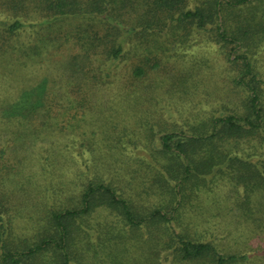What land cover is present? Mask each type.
Returning a JSON list of instances; mask_svg holds the SVG:
<instances>
[{
	"label": "trees",
	"instance_id": "obj_1",
	"mask_svg": "<svg viewBox=\"0 0 264 264\" xmlns=\"http://www.w3.org/2000/svg\"><path fill=\"white\" fill-rule=\"evenodd\" d=\"M124 8L140 12L136 15L138 24L157 33L170 28L178 35L192 27L193 31H208L212 41L228 49L231 68L237 72L233 81L245 92L243 108L212 116L193 126V134L188 135L148 127V116L137 103L131 109L121 102L102 103L99 85L107 83L114 66L125 57L117 38L123 27L115 21ZM0 11H9L12 16L0 30L6 38L5 47H0V68L4 70V62L10 66L13 73L7 83L15 80L18 90L0 101V264H98V242H108L104 245L107 255L117 243L110 224L105 225L102 240L98 234L97 243L86 229L93 228L91 217L99 208L115 213L132 233L144 224L148 226L140 253L143 262L132 264H162L163 253L172 255L168 264H264V253L222 252L214 242L188 237L172 224L181 205L179 195L193 189L198 197V192L210 186L206 177L211 174L242 184L245 198H239L241 210L255 216V222L264 221V208L253 202L264 192V170L239 155L236 143L239 138H259L264 131V75L254 61L264 43V0H198L193 8L189 0H0ZM75 19L88 21L69 31ZM28 27H32L29 38L19 39ZM62 27L67 30L63 32ZM67 55L74 60L70 67L78 75L67 76ZM136 73L142 69L137 67ZM39 83H44L43 92L39 98L33 95L39 103L22 112L11 111L19 96ZM76 88L79 96L73 99L70 93ZM95 91L97 100H93ZM64 123H80L78 129L85 125L91 134L96 127L105 134L115 123L123 124V135L113 141L120 150L126 144H140L148 135L144 148L148 147L153 161L138 160L139 169H144L138 181L140 190L129 187L131 180L122 187L104 179L78 183L63 173L58 175L54 168L44 169V160L53 166L55 157L61 155L58 134L67 128ZM128 123H138L144 135L141 132L139 136L140 130L130 132ZM45 135L51 138L43 145L39 141ZM106 140L107 136H102L100 143L90 138L89 143L99 147ZM29 147L37 151L31 152ZM42 151L48 155L43 156ZM122 155L105 159L104 168L116 166L119 171L118 164L125 160ZM131 175L135 177V170ZM20 193L27 198L24 206L36 200L44 205L38 229L31 234L15 232L19 219L24 218L19 211L22 207L12 204ZM144 193L153 198L147 205L142 201ZM69 200L74 205L70 206ZM103 261L107 264V256Z\"/></svg>",
	"mask_w": 264,
	"mask_h": 264
},
{
	"label": "rangeland",
	"instance_id": "obj_2",
	"mask_svg": "<svg viewBox=\"0 0 264 264\" xmlns=\"http://www.w3.org/2000/svg\"><path fill=\"white\" fill-rule=\"evenodd\" d=\"M197 3L198 0H189V7L193 8ZM139 13L131 8H124L115 19L123 27L117 33V38L124 46L125 57L114 66L112 76L107 80V83L99 85L102 103L118 104L121 102L129 109L134 108L137 103V108H141L148 116L150 121L148 127L154 126L163 132L185 131L188 135L193 134V126L206 123L212 116L227 115L237 107L243 108L245 92L233 81L237 72L231 68V61L227 57L228 49L212 41L208 31H193V27L191 30L181 31L178 35L170 28L162 30L160 33L152 29H143L136 19V15ZM11 20L12 16L9 11H0V30L4 22ZM220 20L223 23L222 16H220ZM87 21L88 19H84L83 22ZM231 21L229 20V22ZM80 22L82 21L79 19L73 20L74 26L71 25L69 29L72 30L69 31H74L77 28L75 26ZM60 29L63 32L67 30L66 27ZM31 30L32 27H28L26 31L22 32L19 39L27 40ZM1 32L0 47H5L6 38ZM19 39H16L17 42ZM69 58V55L65 58L64 65L67 68L65 72L69 74L67 76L72 77V75L78 74L73 73V68L70 65L74 60ZM254 58L261 75H264V43ZM4 65V70L0 68V101L16 95L18 91L15 89L17 85L15 80L12 83H7L11 80L13 71L9 72L10 66L7 67L6 62ZM137 67L142 69V73H136ZM25 72L22 71V73ZM19 73L21 71L16 72V74ZM43 88L44 83H39L34 89L23 92L11 111L18 113L28 107L36 106L39 103L36 98L40 97ZM95 93L96 91L93 100H97ZM262 93L264 104V90ZM33 95H35V99ZM70 95L73 99L77 98L79 96L77 88ZM4 112L8 113L9 111L5 109ZM64 124L67 128L63 129L62 134H58L60 135L59 150L61 155L55 157L57 162L53 166L49 164V160H44V169L54 168L58 175L63 173L67 179L79 181L78 183L80 180L87 182L89 178H93L104 179L106 182L114 180L118 187H122L127 180H131L132 185L129 187L140 190L138 181L142 180L140 175L144 173V169H139L138 160L153 161L148 147L144 148L147 145L148 135L143 137L140 144H126V147L120 150L113 146L115 143L113 141L115 138L120 139L123 135V124L116 125L117 123H115V126L105 134L101 133L99 127H96L94 134H91L90 129L85 125H83V129H78L80 123ZM128 127L130 132L140 130L138 123H128ZM83 130L87 132L83 134ZM141 132L143 135L145 133L141 129L139 136L142 135ZM147 132H149L148 129ZM2 136L3 132H0V142ZM102 136H107V140L105 143H101V146L93 147L89 143L90 138L100 143ZM135 136L132 135V137ZM42 138L44 139L39 143L46 145L45 143L51 137L45 135ZM236 143L239 155L253 161L261 171L264 170V131L259 138H239ZM29 151L36 152L37 149L29 147ZM42 155L47 156L48 153L42 151ZM119 155L125 159L122 164H118L119 171H116V166H111V169L104 168L103 161L105 159L112 160ZM8 156H10L9 153ZM129 163H132V166H128ZM136 168H138V172ZM134 170L136 175L133 178L131 174ZM215 177L212 174L206 177L210 186L205 191L198 192V197L193 194V189H188L179 195L181 205H178V210L174 213L172 224L177 231L188 237L214 242L222 252L264 253V221L255 222V219H252L255 216L245 215L239 206V198H245L244 186L236 185L235 182L219 176L212 183ZM142 197V201L146 205L153 199L146 193ZM18 198L14 199L12 204L22 207H19V211L24 218L19 219V225L15 232L17 235H21V232L34 233L38 229V220L43 215L44 205L36 200L31 206H24L27 198L23 197L21 193ZM62 198L64 197L62 196ZM253 199L255 206L259 209L264 208V192ZM64 200L66 201V199ZM69 205H74L73 200H69ZM45 213L44 211V215ZM119 218L109 209L99 208L97 213L91 217L93 228L90 229V226H86V229L92 233L95 243L98 242V234L100 239H103V234L107 230L105 225L110 224V228L111 225L114 226L116 250H112L111 255H107L108 247L104 245H107L108 242L101 241V244L98 242L100 248L98 264L101 262L105 264L103 261L105 256L108 258L107 264H119V261L123 264L143 262L140 253H142L141 246L144 239L148 238V226L144 224L140 230L132 233L131 228ZM114 252L119 253L120 256L115 255ZM72 256L75 258L76 255L72 254ZM171 259L172 255L170 254L166 256L163 253L161 256L162 264H168Z\"/></svg>",
	"mask_w": 264,
	"mask_h": 264
}]
</instances>
